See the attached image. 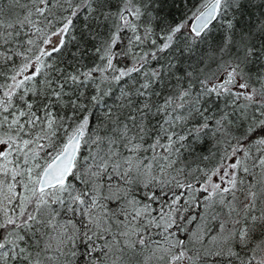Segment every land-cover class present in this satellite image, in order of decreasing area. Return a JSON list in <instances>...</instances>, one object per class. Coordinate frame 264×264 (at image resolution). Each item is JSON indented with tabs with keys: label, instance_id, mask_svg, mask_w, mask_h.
I'll use <instances>...</instances> for the list:
<instances>
[{
	"label": "snow or ice",
	"instance_id": "snow-or-ice-1",
	"mask_svg": "<svg viewBox=\"0 0 264 264\" xmlns=\"http://www.w3.org/2000/svg\"><path fill=\"white\" fill-rule=\"evenodd\" d=\"M0 264H264V0H0Z\"/></svg>",
	"mask_w": 264,
	"mask_h": 264
}]
</instances>
